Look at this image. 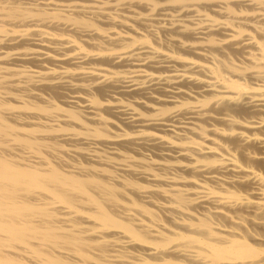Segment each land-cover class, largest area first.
I'll use <instances>...</instances> for the list:
<instances>
[{
	"label": "bare ground",
	"instance_id": "6f19581e",
	"mask_svg": "<svg viewBox=\"0 0 264 264\" xmlns=\"http://www.w3.org/2000/svg\"><path fill=\"white\" fill-rule=\"evenodd\" d=\"M0 264H264V0H0Z\"/></svg>",
	"mask_w": 264,
	"mask_h": 264
}]
</instances>
